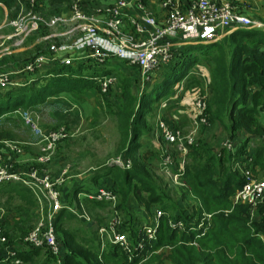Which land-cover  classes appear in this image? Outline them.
Returning <instances> with one entry per match:
<instances>
[{"label": "trees", "instance_id": "16d2710c", "mask_svg": "<svg viewBox=\"0 0 264 264\" xmlns=\"http://www.w3.org/2000/svg\"><path fill=\"white\" fill-rule=\"evenodd\" d=\"M140 1L144 4L152 3L151 0ZM236 35L240 39L248 38V41H233L232 38ZM261 43L264 44V29L239 27L233 32L228 44L212 40L191 44L179 52L172 49L171 60L152 71L150 78L154 77L155 71H161L162 75L157 78L155 76L156 79L153 78L150 86L145 87L139 97L131 90L132 79L128 72L114 67H100V64L107 60L93 61L92 64L56 63L42 70V74L33 72L30 76L29 72L26 74L24 71L25 78L28 76L27 81L0 88L2 143L5 139H17L12 127L19 123L26 125L22 115L23 109H37L49 95L69 91L79 98L80 92L92 88L109 103L106 90L114 84H108L107 89L102 91L98 79L104 74L114 73L120 98L112 109L120 134L118 153L124 161H129V164H98L89 178L94 181L103 175L110 176L113 182L111 189L117 193V199L120 196L121 200L117 209L125 210L132 194L139 200L144 199L146 207L159 203L161 210V214L157 216L155 236L149 240L145 238L141 246L133 247L129 259L127 253L117 244L101 246L98 229L104 225L102 216L107 205L112 206L111 202L88 197L80 200L78 192L90 191L91 187L87 184L88 181H74L66 186V192L62 193V207L52 216V228L59 245V254L53 253L45 244L36 246L24 240L27 229L15 220L11 239L6 243H11V247L17 250V256L20 258L18 264H264V199L254 208L248 203L233 201V194L241 189L247 178L238 169H230L238 156H242L244 166L251 163L264 167L262 135L261 140L249 137L242 140L234 153H230L233 159L225 158L226 148H223V145L213 147L198 140L188 146L184 168L177 170L178 180L181 182L182 196L188 194L196 199L198 215L195 219L187 218L181 207L180 210L177 209L174 221L183 219L182 226L174 225L169 218L175 209V202L165 197L149 172L133 159L144 145L140 137H145L149 130L145 119L153 108L158 107L161 99L167 95L174 98L179 96L180 93L174 91V86L181 79H184V87L189 86L187 84L190 82L202 87L205 85L200 76L190 71L195 62L202 58L209 62V94L204 96L208 120L212 118L220 123L230 141L234 140L240 131L260 135L262 125L259 113L264 108L260 105L264 96V49L259 48ZM43 51L37 49L27 59ZM5 60L1 58L0 64ZM88 66L94 70L90 72L89 68L85 72V67ZM0 70H3L2 67ZM173 105L168 104L166 107ZM8 123L10 128L5 126ZM157 123L158 118L153 131L156 130L163 140ZM250 140L253 141V146L247 152L246 146ZM172 171L174 172L173 169ZM142 191L148 195L143 196ZM1 200L15 201L16 207L39 206L33 191L18 181L0 182ZM80 201L84 209L91 213L88 220L77 216L71 209L75 207L81 211ZM67 205L71 208H67ZM117 209L115 207V210ZM253 209L258 218L253 217ZM120 227L119 224L118 229L123 231ZM142 236L140 234V237ZM133 241L132 246L138 244L137 230ZM0 264L14 263L9 256L0 257Z\"/></svg>", "mask_w": 264, "mask_h": 264}, {"label": "built area", "instance_id": "2783aa9c", "mask_svg": "<svg viewBox=\"0 0 264 264\" xmlns=\"http://www.w3.org/2000/svg\"><path fill=\"white\" fill-rule=\"evenodd\" d=\"M35 2L36 0H26L30 9L18 10L9 19L4 13V20L13 28L12 34L7 36V39L13 41V44H20L28 33L37 30L41 26L76 22L77 26L80 27V32L75 33L69 42L50 45L49 50L34 55L16 69L0 70V88L16 83L11 80V75L15 72L41 70L45 69L43 67L47 66L46 68H48L59 62L65 65H73L76 62L88 64L89 59L95 62H103L115 57L136 65L140 69L142 81L145 82L150 78L152 71L169 62L173 56L172 49L162 41L165 36L181 32L184 38L199 39L207 43L215 40L219 30L225 27L264 29L263 21L242 14L229 0H188L183 5L173 0H163L159 2V5L165 10V15L162 16L160 21L139 0H115L105 6L87 4V1L82 0H71L72 11L70 14L53 15L51 17H43L34 12ZM2 4L3 1L0 0V7H2ZM131 6L138 8L137 13L131 12V9L129 10ZM98 80L102 91H105L108 84L114 80V77L111 78L104 74ZM206 106L204 97L195 99V112L192 120L194 127L205 125L209 121ZM22 115L25 122L32 127H37L33 122H29L30 116L26 111H23ZM157 124L163 140L181 151L182 159L176 163L178 164L176 169L173 168L174 154L167 151L161 156L159 164L160 170L163 172L168 173L172 168L174 170L173 180L178 181L179 172L177 170L181 171L184 168L188 146L193 143L194 128L185 135L180 128L169 125L162 118L158 117ZM69 136L70 132L64 125L44 132L41 138V148L37 156L33 157L35 164L49 163L57 142ZM262 138L264 139V132ZM2 143L10 151L16 153L22 151L23 144L16 139H5L2 140ZM2 156L3 154H0V182H21L33 191L40 205L47 202L50 206L46 228L43 230L41 224H38L23 239L36 246L45 244L53 253L59 254V245L56 242L52 228V216L56 210L62 207L63 191L61 185L64 182V177L62 174L53 175L46 167L44 170L35 164H27L24 167L17 168L13 164L5 162L4 156ZM111 162L118 166L129 164V161H124L121 158H113ZM243 173L247 181L240 190L233 194L232 199L235 202L248 203L254 208L258 202L264 199V178H254L248 170ZM83 197L111 202L114 206L117 193L108 187H98L92 191L78 192V198L81 200ZM66 207L71 208L69 205ZM80 207L81 211L75 207L71 209L77 216L86 220L90 219L81 201ZM159 214H161L160 209L157 210L153 222L140 227L138 230V244L132 246L124 231L118 229L121 221L116 214V210H114L109 226L102 225L98 229L101 244L107 238L111 243L117 244L123 249L130 259L133 247L141 246L143 239L149 240L155 236ZM173 223L178 226L183 225L182 220L173 221ZM140 234L143 236L140 237ZM7 241V236L0 226V244ZM9 256L14 264L20 262L15 248L9 247L7 249L6 257ZM57 261L59 262V259Z\"/></svg>", "mask_w": 264, "mask_h": 264}, {"label": "rangeland", "instance_id": "374dc122", "mask_svg": "<svg viewBox=\"0 0 264 264\" xmlns=\"http://www.w3.org/2000/svg\"><path fill=\"white\" fill-rule=\"evenodd\" d=\"M2 1L3 4L6 5V11L3 10L5 12L2 11L0 13V59H6L4 62L5 70H13L16 66L28 61L29 59L27 58L30 54H34L35 50L43 49L44 52H46L49 50L50 45H58L60 43L69 42L74 37L75 33L80 32V27L77 26L76 22L59 23L54 26H41L37 30L28 33L20 44L15 45L13 44V41L7 39V36L12 34L13 28L4 20V13H6L7 18L9 19L17 13L18 9L15 10L16 3L10 5L11 0ZM21 1L24 3V7H22L23 11L30 9L26 0ZM113 1L115 0H89L87 1V4L92 3L96 6H105ZM186 1L188 0H185V2ZM154 5H156V2L149 3V6L152 9L153 7L155 8ZM33 10L43 17L68 15L72 11L71 0L66 2L55 0H36ZM117 59L118 60L114 62L111 59H108L106 62L100 64V67L107 68L113 65L114 68L122 70L123 72L124 70H127L126 73L128 72L132 79L131 90L136 97L140 96L145 87L150 86L155 76L157 78L162 75L161 71H155L153 72L154 77L152 79L150 78L151 81L149 80L148 82H143L140 69L136 65L130 64L120 58ZM57 61H59V59H57ZM88 62L89 64H92L93 61L89 59ZM46 67L43 68L46 69ZM89 68L90 67L88 66L87 69ZM42 70L44 69L30 71L28 76L32 75L33 72L42 74ZM28 76L26 78L25 76L19 78L16 74H12L11 80L12 82L15 80L17 82H25L28 80ZM108 76L112 78L114 73L108 74ZM112 82L114 85H111L112 87L106 90V98L110 104L103 100V107L102 105H97L95 103V98L93 96L96 92L94 90L93 93L90 88L89 90L80 92L79 98L72 96L75 100L77 99V101L74 100L76 105L74 102L66 101L68 102L66 103L65 100L60 102L45 99L43 103L38 105L39 107L37 109H23L30 116L29 122H33L37 127H32L27 122H25L27 126L19 123V125L12 127L17 134L16 140L20 141L23 144V147L22 151L16 153L8 150L3 143H0V154L2 155L3 153H6L8 156V159L3 158L5 162H9L17 168L24 167L27 164H35L33 157L37 156L41 148L42 134L47 130L55 129L60 125H64L69 130L70 136L58 142L49 163H36L35 165L44 170L46 167L53 175L62 174L64 177V182L61 185L63 192H66V186L70 185L74 181H86V178H89L92 175V171L96 165L104 162L111 164L113 158H121V154L118 153L120 134L116 118L112 112V109L115 108L113 105H116V103L120 101V98L118 89L115 85V80ZM187 85L189 86L184 87V82L175 85L174 91L180 93L179 96L176 98L171 95L163 97L158 104V107H155V109L153 108L150 111L145 119L147 125L149 126V130L145 133V137H140V140L144 143L143 148L137 151V153L133 156V159L141 163L143 168L149 172L151 178L159 185L161 192L165 195V197L171 202H175V209L169 216L171 223H173L177 209L180 210V207L183 209L187 218L195 219L194 217L198 215V209H196L198 204L192 195L187 194L185 197L182 196V189H180L181 182L179 180H173L174 172L172 171V168H170L171 171L168 173L160 170L159 164L161 156L165 151L174 154L175 161L173 168L175 169L178 165L176 163L178 161L180 162L182 157L179 149L164 142L157 135L156 130L155 132L153 131L158 117L165 120L169 125L180 128L185 135L194 128L193 143L199 140L205 141L213 147L223 145V148H226L225 158L229 159L234 158L230 153H234L237 145L242 140H246L248 137L261 140V135L264 132V108H262L259 113V121L262 125V133L260 135H250L245 131H240L234 140L230 141L223 126L214 121L212 118L209 119L205 125H197L194 127V124L192 123V117L195 112L194 101L198 97L202 98L205 96L204 94L207 86H198L193 82H190ZM250 90H252V88ZM68 97L69 100H73L70 96ZM168 104L174 105L166 107ZM261 104L264 106V96L261 99L260 105ZM152 106H154V103ZM65 110H67V112ZM5 126L10 128V123L5 124ZM252 146L253 141L250 140L246 146V151L248 152ZM162 149L163 151H161ZM3 155L5 156V154ZM130 159L132 162V158ZM186 161L187 156L184 160V164ZM236 163H238V165H236ZM244 165L245 163L242 160V156H238L235 159V162L232 163L230 169L231 171L238 169L240 172L248 170L252 177L258 179L264 178V167L252 165L251 163L247 166ZM141 194L143 196L148 195V193L144 191H142ZM120 203L121 200L119 196L114 204V207L107 205L105 208V212L102 216L103 224L105 226H109L115 207L117 209ZM16 206L17 203L15 201H0V226L6 234L7 239H9L12 234V225L14 226L15 220L21 222L23 227L27 229L26 234L38 224H41L40 226L43 230L46 228L47 215L50 211V206L47 202L46 204L43 203V205L39 204L37 208ZM159 208V203H153L151 206L146 207L144 199L139 200L131 194L125 210H116V214L121 221L120 228H122L125 235H127L128 241L131 245H133L136 230L138 231L143 224L153 222V218ZM88 214L91 218V213L88 212ZM252 215L254 218H258L254 209L252 210ZM182 222H184L183 219ZM10 244L6 242L5 244H0V253L3 252V255L7 254V249L11 247Z\"/></svg>", "mask_w": 264, "mask_h": 264}, {"label": "crops", "instance_id": "0c3cea01", "mask_svg": "<svg viewBox=\"0 0 264 264\" xmlns=\"http://www.w3.org/2000/svg\"><path fill=\"white\" fill-rule=\"evenodd\" d=\"M140 1V0H139ZM152 3L156 2L155 8L153 7V9L149 6V4H144L142 1V3L144 4L145 8L148 11H151L156 17L157 20L160 21L162 19V16L165 15V10L161 8V6L159 5V1L156 0H151ZM176 3H179L180 5L185 4V0H173ZM221 1V0H218ZM231 1L232 5L242 14L249 16L251 18H256V19H260L261 21L264 22V0H229ZM16 3V9L15 10H21L22 7H24V3L21 0H11L10 5ZM6 5L2 4V7H0V13L5 10ZM131 9V12L133 13H137L138 8H136V6H131L129 8V10ZM17 10V11H18ZM6 11V10H5ZM3 11V12H5ZM239 29V27H235V26H231V27H225L219 30L218 35L216 36L215 40L222 42V44H228L229 40L231 39V36L233 34V32L235 30ZM235 38H232L233 41L236 42H241V41H248V38H242L240 39L238 35L234 36ZM162 41H164L165 43H167L169 45V47L171 49H174L176 52L183 51L185 50L187 46L191 45V44H198V43H204L202 42V40L199 39H191V38H184L181 32H176L175 35H168L165 36ZM259 48L260 49H264V44L261 43L259 44ZM113 62L118 60L117 58H110ZM0 67H2V69H4L5 67V63L0 64ZM18 66H16L17 68ZM113 67V65L111 66ZM209 62L206 59H201L197 62H195V64L190 68V71L193 72V74H197L198 76H200L205 82V86H207V89L205 90V96H207L209 94V89H208V75H209ZM15 68V69H16ZM86 70L89 69H85L84 71L87 72ZM94 69L90 68V72L93 71ZM83 71V72H84ZM127 70H124V72H126ZM77 72V71H76ZM14 74H16L17 77H24L25 75H23V73L21 72H15ZM15 80V79H14ZM16 83H18L16 80L14 81ZM184 79H181L180 82L178 83H183ZM183 85V84H182ZM90 88H88L87 90H89ZM94 93L95 89H92ZM96 92V91H95ZM182 93V92H181ZM183 94V93H182ZM70 96L73 100H69ZM74 95H72L69 91H61L57 94H53V95H49L47 96L46 99H51V101H60L62 102L63 100L68 101V102H74L75 98H73ZM95 98V103L97 105H102L103 107V99L101 97V95H99L97 92L96 94L93 96ZM77 101V99L75 100ZM66 102V103H68ZM75 103V102H74ZM76 105V103H75ZM67 112V110H65ZM5 154V153H3ZM33 155V154H31ZM4 156V155H3ZM6 156V157H5ZM4 158L8 159V156L5 154ZM88 181L87 184L91 187V190H95L98 187H108L111 188L112 187V180L110 178L109 175H103L102 177L97 178V180L92 181L90 178H86ZM90 179V180H89ZM85 181V180H84ZM83 181V182H84ZM106 185H110V186H106ZM111 243L108 239H104L103 244H101L102 247H107V245ZM3 253V252H2ZM2 253H0V257H6V254L3 255Z\"/></svg>", "mask_w": 264, "mask_h": 264}]
</instances>
